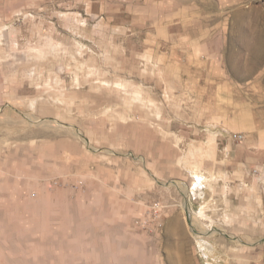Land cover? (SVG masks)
<instances>
[{"label":"rangeland","instance_id":"rangeland-1","mask_svg":"<svg viewBox=\"0 0 264 264\" xmlns=\"http://www.w3.org/2000/svg\"><path fill=\"white\" fill-rule=\"evenodd\" d=\"M0 264H264V0H0Z\"/></svg>","mask_w":264,"mask_h":264},{"label":"crops","instance_id":"crops-1","mask_svg":"<svg viewBox=\"0 0 264 264\" xmlns=\"http://www.w3.org/2000/svg\"><path fill=\"white\" fill-rule=\"evenodd\" d=\"M222 147L224 149V154L227 157H231L232 159H234V162H233V165H232L234 173H237V174L244 173L243 172L244 171L243 170V167L244 166H247V167L254 166V164H253L254 156L252 154L251 155H247L245 157L243 155H239V153H237L238 151L237 150H234L233 143H232V141H231L230 138H225L222 141ZM232 152H234V156L233 157L231 156L232 155ZM204 179L205 178L203 176L202 177V182H204L203 181Z\"/></svg>","mask_w":264,"mask_h":264},{"label":"bare ground","instance_id":"bare-ground-1","mask_svg":"<svg viewBox=\"0 0 264 264\" xmlns=\"http://www.w3.org/2000/svg\"><path fill=\"white\" fill-rule=\"evenodd\" d=\"M199 176V175H198ZM202 180V178L201 177H197V180H196V183H195V186L197 187L198 185H199V183H201L202 184V182H200ZM200 184V185H201ZM198 188V187H197Z\"/></svg>","mask_w":264,"mask_h":264},{"label":"built area","instance_id":"built-area-1","mask_svg":"<svg viewBox=\"0 0 264 264\" xmlns=\"http://www.w3.org/2000/svg\"><path fill=\"white\" fill-rule=\"evenodd\" d=\"M232 136H233L234 138H236V139H240V138L243 137L242 134H238V133H234Z\"/></svg>","mask_w":264,"mask_h":264}]
</instances>
